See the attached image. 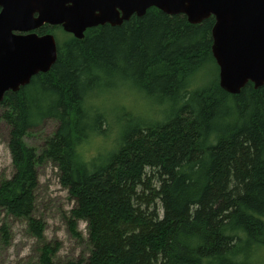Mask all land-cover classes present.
<instances>
[{
	"label": "trees",
	"instance_id": "obj_1",
	"mask_svg": "<svg viewBox=\"0 0 264 264\" xmlns=\"http://www.w3.org/2000/svg\"><path fill=\"white\" fill-rule=\"evenodd\" d=\"M213 24L212 16L193 24L150 7L120 25L87 28L80 39L60 26L36 30L66 38L56 40L48 71L0 101L14 168L0 182V209L26 218L40 239L37 167L51 160L75 200L68 227L77 234L76 222L85 221L90 242L87 258L63 263L46 243L38 264L262 262L264 85L247 82L237 94L219 86ZM209 65L216 76L207 80ZM103 79L132 84L159 116L129 118L109 151L85 157L83 142L104 132L103 109L91 101ZM46 119L57 125L39 153L23 137Z\"/></svg>",
	"mask_w": 264,
	"mask_h": 264
},
{
	"label": "water",
	"instance_id": "obj_2",
	"mask_svg": "<svg viewBox=\"0 0 264 264\" xmlns=\"http://www.w3.org/2000/svg\"><path fill=\"white\" fill-rule=\"evenodd\" d=\"M150 7L193 24L212 16L219 86L237 94L247 82L264 85V0H0V101L56 61L55 36L38 34L41 26H60L80 39L87 28L120 25Z\"/></svg>",
	"mask_w": 264,
	"mask_h": 264
},
{
	"label": "rangeland",
	"instance_id": "obj_3",
	"mask_svg": "<svg viewBox=\"0 0 264 264\" xmlns=\"http://www.w3.org/2000/svg\"><path fill=\"white\" fill-rule=\"evenodd\" d=\"M55 36L59 43L66 38L60 30L55 32ZM206 71L207 80L216 76L213 65H209ZM101 82L91 101L98 102L103 109L104 132L92 135L83 142L80 149L85 157L109 151L119 130L129 118L142 117L152 121L159 116L158 105L132 84L126 81L109 84L113 82L112 79H103ZM4 110L0 105V182L11 177L14 171L9 148L11 128L1 117ZM56 125L54 119L42 121L23 137L25 143L40 153ZM37 180L32 216L43 222V235L39 239L32 234L26 218L16 217L0 209V264H38L40 250L46 243L57 246L52 259L58 263L87 258L90 252L87 223L83 220L76 222L77 234L68 227L67 219L75 206V200L61 184L60 172L55 163L51 160L42 161L37 167ZM2 225L5 226V235L1 230ZM260 253V264H264V248Z\"/></svg>",
	"mask_w": 264,
	"mask_h": 264
}]
</instances>
